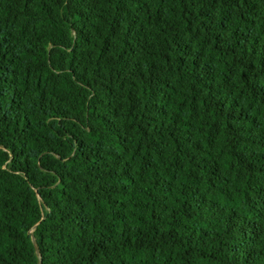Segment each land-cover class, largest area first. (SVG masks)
<instances>
[{
  "label": "trees",
  "instance_id": "obj_1",
  "mask_svg": "<svg viewBox=\"0 0 264 264\" xmlns=\"http://www.w3.org/2000/svg\"><path fill=\"white\" fill-rule=\"evenodd\" d=\"M0 264H264V0H0Z\"/></svg>",
  "mask_w": 264,
  "mask_h": 264
}]
</instances>
